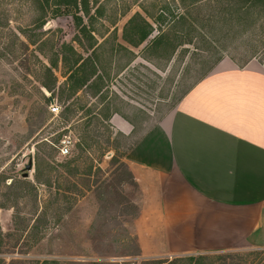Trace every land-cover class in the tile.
Returning <instances> with one entry per match:
<instances>
[{
    "label": "rangeland",
    "instance_id": "obj_1",
    "mask_svg": "<svg viewBox=\"0 0 264 264\" xmlns=\"http://www.w3.org/2000/svg\"><path fill=\"white\" fill-rule=\"evenodd\" d=\"M90 1L92 17L83 20L102 45L101 78L98 89L65 87L57 103L74 110L66 121L48 109L51 93L40 81L50 77L39 64L46 59L17 39L40 12L30 0H0V264H264V248L169 253L152 233L158 220L141 217L144 198L125 160L220 58L264 67V1ZM136 13L153 31L132 46L123 36L138 39L129 23ZM43 29L52 42L91 53L73 41L80 35L71 16L47 18ZM54 74L58 84L66 79ZM114 113L130 121V134L111 125ZM63 139L71 141L66 156Z\"/></svg>",
    "mask_w": 264,
    "mask_h": 264
},
{
    "label": "crops",
    "instance_id": "obj_2",
    "mask_svg": "<svg viewBox=\"0 0 264 264\" xmlns=\"http://www.w3.org/2000/svg\"><path fill=\"white\" fill-rule=\"evenodd\" d=\"M125 160L169 253L264 248V67L221 59Z\"/></svg>",
    "mask_w": 264,
    "mask_h": 264
},
{
    "label": "trees",
    "instance_id": "obj_3",
    "mask_svg": "<svg viewBox=\"0 0 264 264\" xmlns=\"http://www.w3.org/2000/svg\"><path fill=\"white\" fill-rule=\"evenodd\" d=\"M199 1L201 0H192V3L195 4ZM245 1H252L257 3L262 2L264 0ZM30 2L33 3L34 9L36 11H39L40 14L37 17L33 18L29 24H25L18 28V33L22 36V38L17 37V39L23 47L25 46V48H27V50H29L30 45L34 46L35 48L33 50V55L35 52H38L46 59V62L39 61V64L42 70H44L48 74L50 80L48 82L40 81L41 86L44 87L48 92H50L51 96L54 98V100H57V102L59 100L63 101L66 99V97L64 96L65 87H68L71 92H76L83 88L98 89L100 82L99 80L101 77L98 75L99 66L95 59V54L97 52V49L100 48L102 45L93 36L95 30L92 28L91 23L89 21L85 23L83 20V17H86L87 20L92 17L90 13L91 1L30 0ZM186 14H179L177 16H174V18L176 20H183L186 19ZM147 15L153 20V22H158V20L156 18H153V16H151L150 14ZM61 16L72 17L78 34L80 35L76 36L73 41L76 42L77 46L80 47L82 51H88V49L91 50L89 56L84 57L83 53L78 51L76 47L70 43L62 41L60 42V44H56L55 42H52L51 38L48 37L52 33V31L49 29H43L47 18L53 19ZM136 20H140L141 22L138 23V21ZM135 21L137 22L136 24ZM129 23H134L135 29L137 30L136 33L139 36L137 40L128 38L127 36H123L124 40L132 46L139 45L153 31L152 25L149 24L146 19L143 18L139 13H136L129 20ZM140 23L142 25H140ZM162 35L163 34H159V36L154 38L152 40V44L155 42L157 43L159 41V38L162 37ZM81 36L85 37L88 42L84 43L81 40ZM48 45L49 49H46L45 47H47ZM220 59H218V61ZM55 70H59L60 74H62L66 78L61 84H58V79L54 74ZM205 75L206 73L201 78H203ZM188 89L181 96H183L188 91ZM55 91L57 92V94H54ZM46 100L49 101V98H47ZM73 113V109H68L67 107H65L61 111L59 116L67 121ZM190 257L192 258V256Z\"/></svg>",
    "mask_w": 264,
    "mask_h": 264
},
{
    "label": "built area",
    "instance_id": "obj_4",
    "mask_svg": "<svg viewBox=\"0 0 264 264\" xmlns=\"http://www.w3.org/2000/svg\"><path fill=\"white\" fill-rule=\"evenodd\" d=\"M48 109L50 113H53L55 115H59L61 112V107L57 103V100H54V102L48 106ZM53 109H56V111H53ZM70 146H71V141L69 139L61 140V146L59 148L60 154L63 156L69 155L71 151ZM64 149H67V151H64Z\"/></svg>",
    "mask_w": 264,
    "mask_h": 264
},
{
    "label": "water",
    "instance_id": "obj_5",
    "mask_svg": "<svg viewBox=\"0 0 264 264\" xmlns=\"http://www.w3.org/2000/svg\"><path fill=\"white\" fill-rule=\"evenodd\" d=\"M49 102L53 103L54 102V98L52 96H49ZM33 167V161L32 158L29 159L28 163L25 165V170H27L24 174V177L28 176V171L32 170Z\"/></svg>",
    "mask_w": 264,
    "mask_h": 264
},
{
    "label": "snow or ice",
    "instance_id": "obj_6",
    "mask_svg": "<svg viewBox=\"0 0 264 264\" xmlns=\"http://www.w3.org/2000/svg\"><path fill=\"white\" fill-rule=\"evenodd\" d=\"M53 111H56V109H53ZM64 151H67V149H64Z\"/></svg>",
    "mask_w": 264,
    "mask_h": 264
}]
</instances>
